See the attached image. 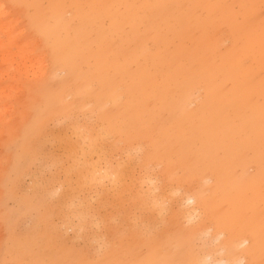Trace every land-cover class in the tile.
<instances>
[{
	"label": "rangeland",
	"instance_id": "obj_1",
	"mask_svg": "<svg viewBox=\"0 0 264 264\" xmlns=\"http://www.w3.org/2000/svg\"><path fill=\"white\" fill-rule=\"evenodd\" d=\"M0 1L24 7L17 43L42 41L31 58L49 64L25 74L19 45L0 50V262L211 264L243 220L264 240V0ZM46 96L57 107L30 145ZM170 162L190 166L183 180ZM202 187L213 204L195 216Z\"/></svg>",
	"mask_w": 264,
	"mask_h": 264
},
{
	"label": "bare ground",
	"instance_id": "obj_2",
	"mask_svg": "<svg viewBox=\"0 0 264 264\" xmlns=\"http://www.w3.org/2000/svg\"><path fill=\"white\" fill-rule=\"evenodd\" d=\"M49 2L51 0H48ZM77 5V2L74 1ZM13 8H7V6L0 1V50H3L9 58L15 57L12 52V46L13 45H19L17 43L19 40H23L26 33L31 32V26L28 19H26L23 16V13L25 11L23 6L18 5L17 3L12 4ZM11 5V6H12ZM37 6H42L38 4ZM61 9V8H59ZM38 15L42 16L44 19H46V22H48V19L50 15L55 18V12L53 10L46 11L42 7L37 8ZM62 14H64V10L62 9ZM24 17V18H23ZM25 23L23 24V19ZM56 19V18H55ZM22 20V21H21ZM58 22H60V18L56 19ZM5 35V36H2ZM3 37V39H2ZM224 41V40H223ZM222 41V42H223ZM42 44V41H38L36 43H33L30 41L28 44L21 43L18 48L20 50L16 53L18 55H22L23 63H18V69L21 70L23 67L26 68L24 73L28 74L29 70L38 67L39 69L46 72L48 68V62L46 60L37 61V65L35 64L34 60L31 58V54L36 48H39ZM30 63V67H27V63ZM40 65V66H39ZM13 75V74H11ZM15 77V75H13ZM22 91H25L23 89ZM214 159L213 155H208L204 157L203 166L209 162H212ZM226 168L229 169L228 165H224L221 167V170H225ZM214 170V168H212ZM192 192L190 194V198H192ZM205 195L204 204L203 200H201L200 197H203ZM210 194L208 193V190H204L202 187L201 190H199V195L196 197L195 201L192 203L196 205L193 208V213L195 216L198 211L200 213L205 214V209H209L212 207L213 202L209 200ZM244 216V213L239 212V214L236 216V218H242ZM244 225H247V221L243 220L242 225L239 223L236 224V226H229L227 229L228 235L231 236L229 240L232 242V244H229L231 247V250L225 251V255L218 261L213 262L211 264H245L248 262L249 258H254V261L252 263L248 264H262L261 261L264 259V240H262V235L257 233V231L254 229L255 227L252 226L249 228L251 233H245L244 236H240V233L244 230ZM201 224H198L196 229H202V231L205 229L204 227H201ZM201 227V228H200ZM208 228V226H207ZM206 228V229H207ZM226 229V228H225ZM222 228H220V232L218 234V238L221 239V237L224 236L225 231H221ZM254 230V232H253ZM198 233V231H196ZM207 234L211 233V229L206 230ZM254 235V240L251 242V236ZM251 235V236H250ZM222 243H225L226 240H221ZM251 242V243H250ZM223 245V244H222ZM224 248V246H222ZM225 249V248H224ZM211 256V253L207 255ZM208 264V263H206ZM210 264V263H209Z\"/></svg>",
	"mask_w": 264,
	"mask_h": 264
},
{
	"label": "snow or ice",
	"instance_id": "obj_3",
	"mask_svg": "<svg viewBox=\"0 0 264 264\" xmlns=\"http://www.w3.org/2000/svg\"><path fill=\"white\" fill-rule=\"evenodd\" d=\"M57 107L51 96L44 97L42 102H33L32 106V115L30 116L28 122V135H29V143L30 145H39L42 137L46 133L48 129V114L53 111ZM262 112H264V108H262ZM261 140L262 145H264V120H262L261 125ZM40 148L37 147V151ZM152 165L149 164V167ZM170 167L173 169V175L171 176V180L180 181L184 179L187 171L190 170V166L187 164L181 165L180 163L170 162ZM113 180L116 179L115 176L112 177ZM161 189L155 188V190L151 193V196L155 198L156 201V209L159 214L163 217L169 212V202L161 196ZM199 195V189L194 188L192 192V198L189 199L188 203H193L196 197ZM206 213H210V210L206 209ZM0 264H7V262H0ZM15 264V262H14ZM75 264V262H72ZM186 264H194V262H186Z\"/></svg>",
	"mask_w": 264,
	"mask_h": 264
}]
</instances>
